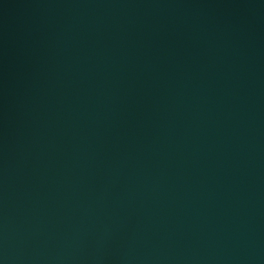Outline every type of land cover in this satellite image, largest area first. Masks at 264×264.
<instances>
[{"label":"water","instance_id":"1","mask_svg":"<svg viewBox=\"0 0 264 264\" xmlns=\"http://www.w3.org/2000/svg\"><path fill=\"white\" fill-rule=\"evenodd\" d=\"M0 264H264V0H0Z\"/></svg>","mask_w":264,"mask_h":264}]
</instances>
